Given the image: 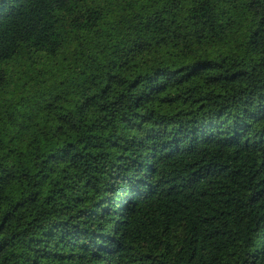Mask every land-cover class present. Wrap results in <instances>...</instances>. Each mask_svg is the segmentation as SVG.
<instances>
[{"label":"trees","instance_id":"16d2710c","mask_svg":"<svg viewBox=\"0 0 264 264\" xmlns=\"http://www.w3.org/2000/svg\"><path fill=\"white\" fill-rule=\"evenodd\" d=\"M0 264H264V0H0Z\"/></svg>","mask_w":264,"mask_h":264}]
</instances>
